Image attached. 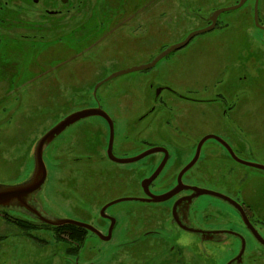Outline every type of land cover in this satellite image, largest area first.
Here are the masks:
<instances>
[{
    "label": "rangeland",
    "instance_id": "rangeland-1",
    "mask_svg": "<svg viewBox=\"0 0 264 264\" xmlns=\"http://www.w3.org/2000/svg\"><path fill=\"white\" fill-rule=\"evenodd\" d=\"M5 1L0 0V5ZM8 1L0 7V32L13 36L29 33L46 41L47 49L36 55L44 47L37 43L40 49L27 46L20 52L19 43L0 37V184L28 180L36 144L44 133L67 115L97 103L114 121L117 153L138 152L146 147V139L188 142L214 132L235 142V149L245 146L247 161L264 159V28L255 24L254 0L223 12L213 29L195 35L155 66L120 74L98 87L116 71L150 62L190 32L208 26L213 11L240 0H152L92 47L68 59L71 51L62 44L72 35L84 34L99 0ZM49 9L60 13L51 15ZM258 10L259 23L264 25V0H259ZM2 60H22L23 66L20 69L18 64L15 69L16 64ZM13 69L19 74L11 75ZM165 85L169 89L162 92L163 99L155 100L156 88ZM182 95L197 101L182 100ZM221 95L227 98V111L222 102L206 101ZM161 127L167 131L166 137L156 132ZM108 138L107 123L101 117L88 116L45 147L47 178L36 193L45 215L87 219L106 232L108 222L100 209L139 193L146 160L111 161L106 157ZM199 165L198 176L189 174L187 179L216 191L251 188L261 180L259 170L246 166L245 173L252 175L242 176L244 167L227 154L206 155ZM231 166L235 170L230 173ZM172 172L164 171L157 189L172 183ZM195 205L198 228L226 224L233 215L230 206L214 195L201 194ZM163 206L128 200L115 203L107 210L116 219L113 238L104 241L92 235L77 247L75 240L57 234L50 223L20 212L17 205H5L0 207V264H225L236 252L232 241L209 244L203 240L198 247L194 239L198 236L184 232L181 234L190 245L185 241V247L169 252L170 217ZM7 216L36 227L28 231ZM146 229L161 232L147 237L138 248L117 246ZM256 247H249V259L243 264H264V253Z\"/></svg>",
    "mask_w": 264,
    "mask_h": 264
},
{
    "label": "flooded vegetation",
    "instance_id": "flooded-vegetation-1",
    "mask_svg": "<svg viewBox=\"0 0 264 264\" xmlns=\"http://www.w3.org/2000/svg\"><path fill=\"white\" fill-rule=\"evenodd\" d=\"M8 2L9 1L7 0L1 3L0 7L2 8L3 5L7 6ZM33 2L38 4L40 1L33 0ZM247 2L248 0L244 4H246ZM255 7H256V0H254V5H253L254 20H255ZM258 7H259V0L257 3V14H258V19H259ZM48 11L50 12L51 15H58L60 13V10H57V9H49ZM134 15L135 14L130 15L126 19V21H128ZM90 19H91V16H89V18L87 19V22H89ZM121 25L122 24L115 26L112 29V31H114L116 28H118ZM112 31H110L109 33H111ZM0 37L2 38L7 37L9 40H11V42L19 43L18 46H19L20 52L24 51V49L31 43L41 41L40 39H36L35 36H32L29 33H23L19 36H13L12 33H8L7 35H5V33L0 32ZM1 62L16 64L14 66L15 69H17L18 64H19L18 66L20 69L23 66L22 60H17V61L13 60L14 63H11L12 62L11 60H2ZM9 81L10 83H12V79ZM166 89H169V86L165 85V88H163L162 86H158L155 90L156 91L155 100L161 101L163 99L162 92ZM180 98L182 100L190 101V102L197 101L195 98H191L187 95H182ZM206 101L208 103H213V102L221 103L222 102L224 103L225 106H227L224 108V111H227L229 109L228 108L229 106L225 102L227 101V98L224 97L223 95L219 96L218 99L206 100ZM95 107H100L104 109L101 103H97L96 105H94V107H90V108H95ZM154 109L155 108H152L151 111L153 112ZM223 113L226 114L227 112H223ZM93 116L101 117L107 123L108 130H109V138H108V146L106 150V157L113 162L119 163L115 160H112L110 156L108 155V147H109V141H110V126H109L108 121L101 115H93ZM113 128H114V121H113ZM156 132L161 133L163 136L165 132L167 133L166 130L165 131L163 130V127H161V130L160 129L156 130ZM166 133L164 137H166ZM210 134H214L220 137L225 142L217 138H214V137H211L207 139L206 141H204L201 144L199 155L196 161L186 170L185 168L191 163V161L194 160L195 156H197L198 146L203 137L200 140H196V141L186 142V141L180 140L175 143H171L168 140L155 141L152 139H146V141H143V144H145L146 147L140 149V151L134 152L132 154H128L127 152L126 153L123 152L122 154H120L114 151V138H115V129H114L112 152L115 156L119 158H130V157L138 156L148 150H154L148 155H145L144 157H141L140 159L134 161V162H141V161L143 162L144 160H146L145 161L146 169L141 171L139 193L129 196V197H134L137 199L128 200V201H134V202L151 204V205H158V204L163 203L164 204L163 207L168 208L167 213L169 214V217H170V219H168V224H170L169 228H171L170 232H168L167 234L171 242V246H170L171 248L169 252H173L177 248L185 247V244H186L185 241L190 245L189 240L184 238L181 232L192 233L198 236V238L193 237L197 241L196 243L199 244L198 247L201 246L203 240L204 242H208L209 244H225V243L232 241L233 244L237 245L236 252H233V254L228 258L225 264H243L244 260L247 261L249 259V254H250L249 247L252 244L257 246L256 248L258 251L259 250L261 251L260 253H264V168L245 164L242 161V160H245V161L249 160V159H246L245 156L243 155L244 153L243 147L245 148V146H242L241 148H237L238 149L237 150L233 146L235 145L234 144L235 142H229L225 140L222 135H219L214 132ZM205 145H208L209 147L208 149L203 150V147ZM171 149H173L174 151L172 152ZM216 154H227V156L232 161L236 162L239 166L244 167L243 169L244 172L242 176H245L246 179L248 178V176L252 174L245 173V166L259 170L260 173L258 175V178L260 176L261 180L257 181L254 184L252 183L251 188L245 185V188L243 189H240L238 187V188H235L234 190L233 189L230 190L229 192L218 190V192L231 198V199H225L223 197L216 196L230 206L233 215H231V218L226 224L213 226V227L198 228L197 227L198 221L196 219L197 209L195 208L196 206L195 201L197 200L198 196H195V193L197 192L195 187H203V188H206V187L197 181L188 180L187 175L190 174L193 177L198 176L200 169L202 168L199 165L201 158L205 157L206 155L213 157ZM250 162L261 164L264 166V159H261V160L253 159ZM130 163H133V162H130ZM161 164H163L161 171L159 172L157 177L152 182L149 183L148 188L145 191L144 181L147 178H149L160 167ZM192 169H193V173H189L190 170ZM170 170H173V172L170 175L171 176L170 178L171 179L173 178L172 183L168 185L167 187L157 189L155 185H156L158 178L161 175H164L163 174L164 171L168 173ZM229 170L231 173L235 170V168L231 166ZM33 172H34V169L32 173L29 175V178L33 175ZM148 172L149 174H147ZM226 181L230 182L231 180L226 179ZM37 192H34L29 197H26V199L24 198L21 202L17 201L16 204H19L18 209L20 210V212H23L24 214H28L29 216H32L37 219H39L37 216V213L38 214L40 213L44 215L45 217L49 218L50 216L45 215L44 211L41 209L39 205L37 194H36ZM152 194L153 195L167 194V195H170V197L163 201H155L154 200L155 196H152ZM25 202H27V204H29L30 206L27 205ZM110 206L111 205L106 207L104 211L105 215L102 214V208L104 206L99 211L103 220L108 222L106 232H104V230L101 231L99 227L95 226L94 224L89 222L87 219L82 220V219L76 218L79 221H83V222L93 225L96 229H98L103 234V236H99L94 231L83 227L85 231H83V233H81V236H80V238L83 240L82 241L83 243H84V240H88V238L91 237L92 235L98 236L102 238V240L104 241H109L113 238V234H114L113 231L115 228L116 219L112 227V230L110 231L111 219L107 216L114 217L113 215L107 213V210ZM135 216H137V212L134 213V217ZM43 223L45 224L46 222H43ZM233 223L237 225L234 226ZM134 227H136V224ZM68 230H69L68 233L75 232L74 228H70ZM197 230H201V231H197ZM159 232H161V230L146 229L140 236L136 235L130 240L129 239L121 240L117 244V246L118 247L127 246V245L137 246V244L145 240L147 237L156 236L157 233ZM108 235H110L111 237L109 239H105L106 236ZM66 237H68V239L75 240V237L73 236L66 235ZM74 242H76V240ZM136 248H138V246Z\"/></svg>",
    "mask_w": 264,
    "mask_h": 264
},
{
    "label": "water",
    "instance_id": "water-1",
    "mask_svg": "<svg viewBox=\"0 0 264 264\" xmlns=\"http://www.w3.org/2000/svg\"><path fill=\"white\" fill-rule=\"evenodd\" d=\"M61 1L63 3L67 2V0H61ZM246 1L247 0H240L235 5L218 8L217 10H215L211 13L210 18H209L211 23L208 26L190 32L184 40L168 46L165 50H163L161 53H159L156 57H154L148 63L134 65V66H131L129 68H125V69H122V70H119V71L112 73L108 77L104 78L101 82H99L97 84V87L102 82H106V81H108V80H110V79H112V78H114L120 74L132 72V71H137V70L149 69V68L155 66V64L160 59H162L163 57H165L166 55H168L172 51L177 50V49L185 46L189 42V40L192 37H194L195 35L203 33V32H207V31L213 29L216 25V22H217L219 15L221 13H223L225 11L237 9V8L241 7ZM257 3H258V0H256V7H255V23L257 26L264 28V26L259 23L258 14H257ZM93 115H101L109 123L110 141H109V147H108V155L110 156V158L112 160H115L119 163H130V162H134V161L140 159L141 157H144L145 155H148L149 153L154 151V150H148V151L143 152L142 154H140L138 156L130 157V158H119V157L115 156L112 152L114 128H113V121H112L111 117L109 116V114L104 109H102L100 107L86 108V109L78 110L76 112H73V113L67 115L65 118L60 120L56 125H54L46 133H44V135L38 140L36 147H35V152H34V172H33V175L27 181L22 182V183H18V184H11V185L0 184V207L7 205V206L12 207V208H17V207H14V205H17V206L19 205V204H16L17 201L21 202L24 198L26 199V197H29L31 194H33L34 192H37L39 189H41V187L44 185L46 178H47V166L45 164L44 156H43L45 147L51 142L52 139H54L58 134H60L67 127L74 124L75 122H77L80 119L86 118L88 116H93ZM211 137H214V138H217L219 140L224 141L223 139H221L220 137H218L214 134H208V135L204 136L201 139V142L198 146L197 156H195L194 160L191 161V163L185 168V170L187 168H189L196 161V159L199 155V150H200L201 144ZM242 161L245 164L264 168V166L261 164L252 163V162H248L245 160H242ZM162 166H163V164H161L160 167L149 178H147L144 181L145 182V184H144L145 191L148 188L149 183L152 182L157 177V175L159 174V172L162 169ZM195 188L197 190V192L195 193V196H199L201 194H210V195L223 197L225 199H231L230 197H228V196H226V195H224V194H222L216 190H212L209 188H203V187H195ZM152 196H155V199H154L155 201H163V200H166L167 198L170 197V195H167V194H162V195H153L152 194ZM136 199L137 198L127 196V197H122V198H119L115 201H112L102 208V214L105 215L104 211H105L106 207L109 205H112V204H115V203H118L121 201L136 200ZM25 203L27 204V202H25ZM27 205H29V204H27ZM37 216L43 222L50 223L54 226H61V225H65V224L78 225V226L85 227V228H88V229L94 231L99 236H103V234L98 229H96L93 225L88 224V223L83 222V221H79V220H75V219H71V218H47L40 213L39 214L37 213ZM107 217H109L111 219V226H110V231H111L112 227L115 223V218L111 217V216H107ZM197 231H201V230H197ZM110 237L111 236L108 235V236H106L105 239H109Z\"/></svg>",
    "mask_w": 264,
    "mask_h": 264
},
{
    "label": "trees",
    "instance_id": "trees-1",
    "mask_svg": "<svg viewBox=\"0 0 264 264\" xmlns=\"http://www.w3.org/2000/svg\"><path fill=\"white\" fill-rule=\"evenodd\" d=\"M152 0H99L96 4L95 8H92V15L89 22H87L88 29L85 30L82 36H70L67 44H62L63 47H67L70 49V54L66 56L68 58L74 57L80 52L89 49L92 47L94 43H96L99 39L105 37L112 29L119 25L123 24L126 19L139 11L146 3H149ZM113 2V3H112ZM63 40V38H62ZM46 41H37L35 43H31L28 45V48L32 49H40L36 44L40 43L44 47L41 48V51L38 54H42L44 50L47 49ZM61 59V58H60ZM15 69L11 70V75H18L19 72H15ZM12 216H7L8 220L11 219ZM12 221L19 227L23 229L35 228L36 226L31 223H26L21 218H15ZM57 234H66L75 237L77 242V247H81L83 244V240L80 238L81 233L85 231L83 227L73 225V224H65L61 226H53ZM74 228L75 232L68 233V229Z\"/></svg>",
    "mask_w": 264,
    "mask_h": 264
}]
</instances>
